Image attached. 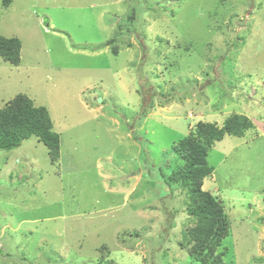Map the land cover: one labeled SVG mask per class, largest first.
Masks as SVG:
<instances>
[{
    "label": "rangeland",
    "instance_id": "1",
    "mask_svg": "<svg viewBox=\"0 0 264 264\" xmlns=\"http://www.w3.org/2000/svg\"><path fill=\"white\" fill-rule=\"evenodd\" d=\"M0 35V108L45 106L61 144L0 150V264H264V0H0ZM240 112L203 179L228 235L197 256L173 145Z\"/></svg>",
    "mask_w": 264,
    "mask_h": 264
},
{
    "label": "trees",
    "instance_id": "2",
    "mask_svg": "<svg viewBox=\"0 0 264 264\" xmlns=\"http://www.w3.org/2000/svg\"><path fill=\"white\" fill-rule=\"evenodd\" d=\"M21 47L19 38L0 35V56L6 62L17 65ZM253 127L254 123L247 115L233 113L220 126L212 122H198L196 131L173 145V150L185 160V166L172 173L169 179L187 189L191 197L187 212L198 221L190 232L194 241L192 254L200 256L205 247L215 241L217 245L229 231L224 204L203 189V179L213 170L207 162L209 150L225 135L243 136ZM32 136L44 142L53 161H59L60 135L54 130L48 109L34 105L23 94L18 95L7 106L0 108V150L14 149ZM206 252L208 254L209 251Z\"/></svg>",
    "mask_w": 264,
    "mask_h": 264
},
{
    "label": "crops",
    "instance_id": "3",
    "mask_svg": "<svg viewBox=\"0 0 264 264\" xmlns=\"http://www.w3.org/2000/svg\"><path fill=\"white\" fill-rule=\"evenodd\" d=\"M239 114H242V113L240 112ZM254 124H255V122H254Z\"/></svg>",
    "mask_w": 264,
    "mask_h": 264
}]
</instances>
